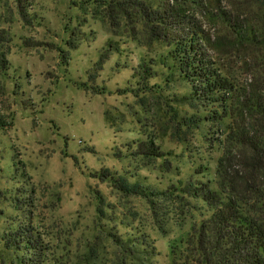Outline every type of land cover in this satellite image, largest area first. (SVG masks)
I'll return each mask as SVG.
<instances>
[{
    "label": "rangeland",
    "instance_id": "374dc122",
    "mask_svg": "<svg viewBox=\"0 0 264 264\" xmlns=\"http://www.w3.org/2000/svg\"><path fill=\"white\" fill-rule=\"evenodd\" d=\"M82 1L0 0V108L12 121L0 129V264L13 258L3 236L21 227L33 228L55 254L48 264H75L88 251L113 264L118 249L111 235L124 234L130 223L145 226L155 240L152 264H174L170 246L206 210L194 209L181 220L177 206L161 202L155 214L145 200L124 197L99 177L107 169L135 172L178 194L181 179L197 173L203 160L217 158L211 141L216 129L208 126L209 136L172 133L171 113L193 112L191 87L181 79L152 80L163 88L162 100L141 108L133 77L154 51L114 35L93 17L92 6L81 9ZM243 1L222 0V6ZM72 31L84 33L76 50L67 43ZM221 54L238 82L247 83L249 54L236 43ZM101 56L105 64L98 66ZM149 136L162 137L160 145L174 157L172 173L142 168L130 158L129 145Z\"/></svg>",
    "mask_w": 264,
    "mask_h": 264
},
{
    "label": "trees",
    "instance_id": "16d2710c",
    "mask_svg": "<svg viewBox=\"0 0 264 264\" xmlns=\"http://www.w3.org/2000/svg\"><path fill=\"white\" fill-rule=\"evenodd\" d=\"M82 5V10L92 6L93 17L114 35L154 51L153 56L142 58L133 77L132 94L141 108L162 100L163 88L151 85L152 80L181 79L191 87L193 112L183 116L174 110L168 119L172 133L186 136L201 131L209 136L210 126L217 136L211 140L217 158L198 165L201 178L194 173L181 179L178 194L135 172L120 175L107 169L99 178L124 197L145 200L155 214L161 202L177 206L181 220L194 209L206 210L208 215L182 234L179 244L170 246L174 264H264V0L233 2L231 9L223 7L222 0H83ZM78 36L72 31L67 41L71 50L79 48ZM235 43L252 60L244 85L221 54ZM63 53L67 58L68 53ZM103 64L101 56L98 66ZM11 125L0 108V129ZM161 126L167 129L165 123ZM161 138L134 142L129 155L142 168L170 174L175 161L160 145ZM126 227L124 234L111 235L118 249L112 263L152 264L155 240L146 227L131 223ZM2 241L13 256L7 264H48L51 254L56 258L33 228H18ZM96 255L88 251L75 264H104Z\"/></svg>",
    "mask_w": 264,
    "mask_h": 264
}]
</instances>
